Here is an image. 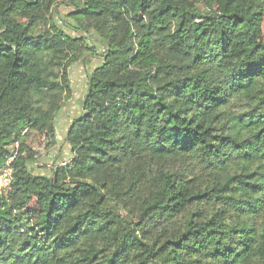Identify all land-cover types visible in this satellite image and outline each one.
Returning <instances> with one entry per match:
<instances>
[{
    "label": "trees",
    "instance_id": "16d2710c",
    "mask_svg": "<svg viewBox=\"0 0 264 264\" xmlns=\"http://www.w3.org/2000/svg\"><path fill=\"white\" fill-rule=\"evenodd\" d=\"M263 21L264 0H0V264H264ZM94 42L71 160L39 172Z\"/></svg>",
    "mask_w": 264,
    "mask_h": 264
},
{
    "label": "rangeland",
    "instance_id": "374dc122",
    "mask_svg": "<svg viewBox=\"0 0 264 264\" xmlns=\"http://www.w3.org/2000/svg\"><path fill=\"white\" fill-rule=\"evenodd\" d=\"M59 10L61 13H65L67 11V8L64 5H61L59 7ZM263 37H264V21H263ZM95 49L90 51V53L84 57L83 59L81 58L80 60L74 62L68 67L69 71V77L70 81L72 84V94L71 96L67 99L68 101H65L63 103V106L68 107L69 104H73L72 108L70 107L68 110H70L71 114L68 116L65 115V111L60 110L57 115V121L58 120H63L65 118L70 117V119L74 118L76 115L79 113V103L84 95V90L86 86V80H87V74L100 62L101 57H100V52H101V45L94 42ZM75 94V95H74ZM74 95V96H73ZM76 98L77 103L74 101ZM68 103V106H67ZM63 122V121H62ZM56 124V122H55ZM66 126L63 125L61 126L60 130V136H59V141H60V146L58 150L55 151L54 157L47 158V154L50 151H53V148H56V144L51 147L50 149H44L43 146H38L36 147V150L38 151L37 154V160L39 164L38 171L47 174L49 172V164L54 160V162H61L62 160H65L68 158L70 155V148L69 145L65 142L64 137H65V131L67 130L65 128ZM57 143V141H56Z\"/></svg>",
    "mask_w": 264,
    "mask_h": 264
},
{
    "label": "built area",
    "instance_id": "2783aa9c",
    "mask_svg": "<svg viewBox=\"0 0 264 264\" xmlns=\"http://www.w3.org/2000/svg\"><path fill=\"white\" fill-rule=\"evenodd\" d=\"M17 145V142H16ZM14 156H10L9 159L6 162V165L0 168V189L2 190H7L11 187V182H12V169L10 167V161L13 159ZM70 157H68L65 160H62L61 162L54 163L51 162L49 164V167H55V166H67L70 162Z\"/></svg>",
    "mask_w": 264,
    "mask_h": 264
},
{
    "label": "crops",
    "instance_id": "0c3cea01",
    "mask_svg": "<svg viewBox=\"0 0 264 264\" xmlns=\"http://www.w3.org/2000/svg\"><path fill=\"white\" fill-rule=\"evenodd\" d=\"M75 95V94H74ZM73 95V96H74ZM77 99L78 98H76L74 101L77 103L78 101H77ZM66 101H68V100H66ZM72 106H73V104H71ZM67 106H68V103H67ZM72 106H70V104H69V106L68 107H65V106H62V108L60 109V110H64L65 111V115H69V114H71V112H70V110H68L70 107L72 108ZM58 118V117H57ZM57 118L55 117V122H56V141H57V143H56V148H53V151H50V152H48V154H47V158H51V157H54V154H55V151L56 150H58V148H59V146H60V141H59V136H60V130H61V126H63V125H65L66 127V129L68 128V126H69V124H70V121H71V119H70V117H68V118H65V119H63V120H58L57 121ZM63 121V122H62ZM66 132V131H65ZM65 135V134H64Z\"/></svg>",
    "mask_w": 264,
    "mask_h": 264
}]
</instances>
